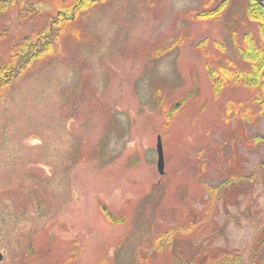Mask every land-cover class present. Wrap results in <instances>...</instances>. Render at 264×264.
<instances>
[{"label": "rangeland", "instance_id": "rangeland-1", "mask_svg": "<svg viewBox=\"0 0 264 264\" xmlns=\"http://www.w3.org/2000/svg\"><path fill=\"white\" fill-rule=\"evenodd\" d=\"M5 1L0 66L71 0ZM219 1L98 2L13 78L0 97V264L264 259V114L255 88L216 95L206 68L236 58L229 23L245 21L248 0L194 19Z\"/></svg>", "mask_w": 264, "mask_h": 264}, {"label": "trees", "instance_id": "trees-1", "mask_svg": "<svg viewBox=\"0 0 264 264\" xmlns=\"http://www.w3.org/2000/svg\"><path fill=\"white\" fill-rule=\"evenodd\" d=\"M102 1L104 0H71L65 5L59 6L56 14L49 17L48 23L40 30L27 34L14 42L9 58L0 66V97L13 78L19 76V74L28 70L36 61L55 50L56 39L65 31L67 23L72 21L81 12ZM229 2L230 0H220L213 7L206 5L203 9L197 11L193 17L197 20L219 18L228 9ZM7 6V1L0 0V12L5 11ZM243 11L242 18L245 21L241 19L240 21L229 23L231 25L230 36L233 39L232 43L236 58L233 59L228 56L229 58L219 59L214 64L207 62L206 68L216 95H219L224 87L231 84L255 88L254 100L258 106V114L262 115L264 114V4L256 0H248ZM247 21L254 23L256 34L253 30L244 31L241 35V42H239L237 31ZM181 41L182 37L175 39L174 42L163 49L165 52L162 54L164 55L166 52L177 48L181 44ZM201 42L203 43L199 44V47L203 49L204 41ZM214 43L221 51L227 47L226 43L220 41L214 40ZM162 54L159 51L155 52L156 57H161ZM239 61H242L243 64H240ZM180 106L181 103L179 104ZM165 113L170 122L173 109H167ZM230 181L231 183H235L232 180ZM104 212L113 221L119 220L106 210ZM253 253L254 251H252L249 261H245L240 253L238 255L228 253L221 262H217L216 264H257L256 261L254 263ZM258 264H264V259L260 263L258 262Z\"/></svg>", "mask_w": 264, "mask_h": 264}, {"label": "water", "instance_id": "water-1", "mask_svg": "<svg viewBox=\"0 0 264 264\" xmlns=\"http://www.w3.org/2000/svg\"><path fill=\"white\" fill-rule=\"evenodd\" d=\"M256 1L261 4H264V0H256ZM156 147H157V153H158L157 169L160 174H164L165 172L164 148H163L162 137L160 135L157 137ZM3 258H4V255L0 251V261H2Z\"/></svg>", "mask_w": 264, "mask_h": 264}, {"label": "flooded vegetation", "instance_id": "flooded-vegetation-1", "mask_svg": "<svg viewBox=\"0 0 264 264\" xmlns=\"http://www.w3.org/2000/svg\"><path fill=\"white\" fill-rule=\"evenodd\" d=\"M237 112H238V111H237ZM238 113H239V112H238ZM233 114H234V112H233ZM241 120H242V122H243V117H242ZM156 151H157V150H156ZM157 160H158V155H157ZM104 210L107 211L106 207H103L101 211H102V213L104 214V216L107 217V215L105 214ZM107 212H108V211H107ZM108 213H109V212H108ZM109 214H110V213H109ZM107 218H108L110 221L114 222V221H113L112 219H110L109 217H107Z\"/></svg>", "mask_w": 264, "mask_h": 264}]
</instances>
